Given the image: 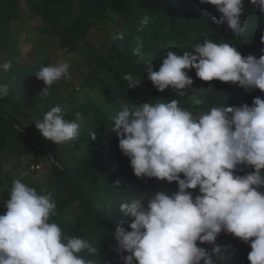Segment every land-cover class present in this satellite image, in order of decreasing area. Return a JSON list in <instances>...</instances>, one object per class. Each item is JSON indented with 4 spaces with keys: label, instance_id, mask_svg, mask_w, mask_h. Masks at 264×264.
I'll list each match as a JSON object with an SVG mask.
<instances>
[{
    "label": "clouds",
    "instance_id": "9594fccd",
    "mask_svg": "<svg viewBox=\"0 0 264 264\" xmlns=\"http://www.w3.org/2000/svg\"><path fill=\"white\" fill-rule=\"evenodd\" d=\"M121 1L42 36L0 0V264H264V0Z\"/></svg>",
    "mask_w": 264,
    "mask_h": 264
},
{
    "label": "trees",
    "instance_id": "16d2710c",
    "mask_svg": "<svg viewBox=\"0 0 264 264\" xmlns=\"http://www.w3.org/2000/svg\"><path fill=\"white\" fill-rule=\"evenodd\" d=\"M16 1L17 0H5L4 6L6 13L16 12ZM26 4H29L30 14L34 17L43 20L40 33L42 36L57 35L64 28L69 27L73 22H85L84 25L87 27L92 24L99 23L105 19L106 12L101 7L94 3V0H23ZM113 9L116 13H122L127 11L128 4L121 0H111ZM4 11H0V19H8V15ZM6 34L2 35V43L0 44V53L4 48L3 55L7 50V39ZM2 58V57H1ZM0 58V61L2 60ZM15 117L5 119L0 114V134L7 131L12 135L15 134L16 130L14 125ZM94 171L97 176L110 175L113 178L119 169H117L116 154H109L105 157L100 155L94 156ZM254 171V170H253ZM251 172V171H250ZM246 174V173H245ZM244 175V174H242ZM61 204L64 206L66 201L61 199ZM80 226L78 232L82 233L83 236L93 235H105L110 237V232L106 230L102 225L97 222H90L87 220L85 215L79 217ZM93 234V235H92ZM127 253H124L126 256ZM225 251H221L220 254L216 255L214 259L217 260L218 264H221L225 257ZM224 264H237L232 255L229 254V259L224 261Z\"/></svg>",
    "mask_w": 264,
    "mask_h": 264
},
{
    "label": "rangeland",
    "instance_id": "374dc122",
    "mask_svg": "<svg viewBox=\"0 0 264 264\" xmlns=\"http://www.w3.org/2000/svg\"><path fill=\"white\" fill-rule=\"evenodd\" d=\"M27 23V19L21 20L15 34L11 36L10 43L12 46L14 45L15 51L18 52L19 59L23 63H28V61L31 60L30 54L33 52H40L52 57V51L50 49H47L43 45L32 44L31 41H28L29 36H27V33L25 32V26Z\"/></svg>",
    "mask_w": 264,
    "mask_h": 264
}]
</instances>
